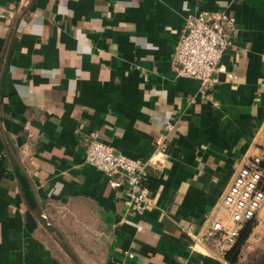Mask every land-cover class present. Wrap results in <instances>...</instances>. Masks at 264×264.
I'll list each match as a JSON object with an SVG mask.
<instances>
[{
  "label": "crops",
  "instance_id": "crops-1",
  "mask_svg": "<svg viewBox=\"0 0 264 264\" xmlns=\"http://www.w3.org/2000/svg\"><path fill=\"white\" fill-rule=\"evenodd\" d=\"M222 11L234 24L204 88L173 48L186 18ZM263 130L250 0H0V264H227L196 238ZM92 132L149 161L143 212L85 163ZM255 221L259 240L264 204Z\"/></svg>",
  "mask_w": 264,
  "mask_h": 264
},
{
  "label": "built area",
  "instance_id": "built-area-1",
  "mask_svg": "<svg viewBox=\"0 0 264 264\" xmlns=\"http://www.w3.org/2000/svg\"><path fill=\"white\" fill-rule=\"evenodd\" d=\"M233 24L234 17L226 11L186 18L173 48L176 74L197 79L201 86L208 87L220 69ZM172 127L173 123L167 121L164 129L168 132ZM259 139L264 144V130ZM83 153L85 163L103 173L110 188L122 190V203L128 212L139 214L152 204L144 187L149 161L115 153L95 132L83 139ZM260 159L251 158L234 171L196 238L197 242H212L222 258L242 225L257 220L264 204V169L259 167Z\"/></svg>",
  "mask_w": 264,
  "mask_h": 264
},
{
  "label": "trees",
  "instance_id": "trees-1",
  "mask_svg": "<svg viewBox=\"0 0 264 264\" xmlns=\"http://www.w3.org/2000/svg\"><path fill=\"white\" fill-rule=\"evenodd\" d=\"M250 3L264 15V0H250ZM259 167L264 169V148L259 162ZM255 222L256 221L252 219L244 223L238 231V235L234 243L223 253V259L227 264H248L244 255H246L251 249L259 252L262 251V253H264V244L261 246L256 245L253 248V246L248 241L249 236L255 227Z\"/></svg>",
  "mask_w": 264,
  "mask_h": 264
},
{
  "label": "rangeland",
  "instance_id": "rangeland-1",
  "mask_svg": "<svg viewBox=\"0 0 264 264\" xmlns=\"http://www.w3.org/2000/svg\"><path fill=\"white\" fill-rule=\"evenodd\" d=\"M256 225V222H255ZM249 243L253 246L256 245H263L264 244V236L262 239L256 240L254 239V236H249L248 239ZM263 250V249H260ZM245 256V260L248 264H264V253H262V251H255L254 249H251L250 251H248V253Z\"/></svg>",
  "mask_w": 264,
  "mask_h": 264
}]
</instances>
